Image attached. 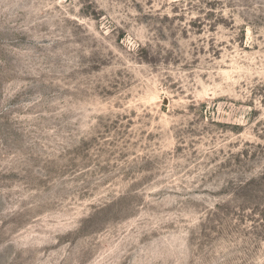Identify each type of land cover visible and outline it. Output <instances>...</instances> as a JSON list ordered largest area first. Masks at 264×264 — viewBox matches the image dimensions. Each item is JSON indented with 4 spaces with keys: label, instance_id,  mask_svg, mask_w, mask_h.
I'll return each mask as SVG.
<instances>
[{
    "label": "rangeland",
    "instance_id": "1",
    "mask_svg": "<svg viewBox=\"0 0 264 264\" xmlns=\"http://www.w3.org/2000/svg\"><path fill=\"white\" fill-rule=\"evenodd\" d=\"M0 264H264V0H0Z\"/></svg>",
    "mask_w": 264,
    "mask_h": 264
}]
</instances>
